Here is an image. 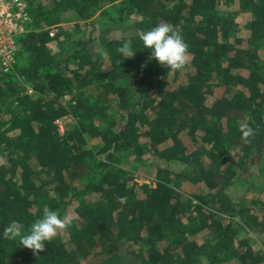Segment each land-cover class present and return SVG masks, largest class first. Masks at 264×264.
Masks as SVG:
<instances>
[{"label": "trees", "instance_id": "16d2710c", "mask_svg": "<svg viewBox=\"0 0 264 264\" xmlns=\"http://www.w3.org/2000/svg\"><path fill=\"white\" fill-rule=\"evenodd\" d=\"M27 3L14 70L0 72V232L49 210L68 226L35 253L0 236V264H89L94 249V264H123L121 250L135 264H262L264 240L256 254L247 235L264 234V201L234 194L253 167L264 175V0ZM97 13L108 26L83 36ZM164 22L188 46L184 76L139 40ZM185 137L189 151L178 146ZM131 171L153 172L154 186L129 184ZM181 182L204 191L182 196Z\"/></svg>", "mask_w": 264, "mask_h": 264}, {"label": "clouds", "instance_id": "9594fccd", "mask_svg": "<svg viewBox=\"0 0 264 264\" xmlns=\"http://www.w3.org/2000/svg\"><path fill=\"white\" fill-rule=\"evenodd\" d=\"M139 40L143 48L149 51L150 60L154 59L158 64L171 70H179L184 66L188 46L181 35L167 22L158 23L142 31ZM129 49L130 42L126 41L117 48V51L123 54ZM252 133V128L241 126L242 137H249ZM67 226L65 219L61 218L56 210H49L43 214L42 218L32 222L27 229L20 221H10L0 232V236L8 240H18L20 245L35 253L42 251L46 242L55 237L58 230Z\"/></svg>", "mask_w": 264, "mask_h": 264}, {"label": "rangeland", "instance_id": "374dc122", "mask_svg": "<svg viewBox=\"0 0 264 264\" xmlns=\"http://www.w3.org/2000/svg\"><path fill=\"white\" fill-rule=\"evenodd\" d=\"M125 21H128V20H125ZM93 23L92 25H88L87 23L85 24H81V26L85 29L84 32H82L81 34L83 36H88L90 34H92V36H96L100 30V28H106L108 26V20L101 14L97 13L94 17H93ZM119 24V22H117ZM122 23V22H121ZM124 23H128V22H123L122 24H120L119 26H121L120 28L122 29H125V27H123ZM71 23H67V24H60V26H63L64 28H66L67 26L71 25ZM26 26V29H28L27 25L25 24ZM57 26V25H56ZM58 29H59V25L57 26ZM242 34H246L245 31H242ZM14 39H16V37H14ZM183 71H181L180 69V73L183 74H186V69L182 68ZM177 81H181V75H179L176 79ZM29 94L31 93V91H27ZM64 97H67L68 100H65L64 98V101H69L71 99V97L69 95H65ZM58 126L61 128V131H63L65 128H68L71 126V120L69 118H64L62 121H60L58 123ZM182 143H179L178 146H182L184 145L186 147V149L189 151L191 150V146H188L189 142H188V139L185 137L183 139H181ZM90 144L91 145H96L97 142L94 141V140H91L90 141ZM173 146L172 144V141L168 140L166 141L165 143H163L161 146H159V148H168L170 146ZM190 147V148H189ZM97 150V149H96ZM145 158L149 159V160H154V156L151 155V157L149 155H146ZM178 166V165H177ZM175 163H171L169 165L170 169L172 170H176V168H178ZM153 172L151 173V175H148L146 172H135V171H131L129 172V178H130V181H129V184L132 183V184H137V185H141V184H149L150 186H154V179H153ZM15 179L16 180H20V176L19 175H16L15 176ZM24 180V179H23ZM30 183V188H33L34 187H39L38 186V182L36 180H32L30 181L29 179H27ZM180 193L182 196H185L183 195L184 192H187L188 190H190L191 192H194V193H200V192H203L202 190H192V185L186 183V182H181L180 185ZM243 190L241 193H236L234 194V197H235V200L238 201V202H243L246 200V202L250 201V200H257V199H260L261 201H264V175H261L259 174L258 172V169L257 167H253L252 168V177L248 180V182H246V184L242 187ZM236 192V190L234 191ZM30 193V191H29ZM28 193V194H29ZM202 194V193H201ZM47 197L44 196V194H42V192L40 191L39 194H38V199L36 201V204L39 205V204H45L47 199ZM195 202L192 200L191 201V206L189 207V210L192 211L193 209V206H194ZM246 206H249L247 203H245ZM209 208H211L212 210L216 211L215 209V205L210 202L209 205H208ZM250 207V206H249ZM247 212L245 213H242L239 220L243 223L247 222V220L250 219V216L252 215L251 211L249 210H246ZM221 216L224 217V214H220ZM232 220L234 222H237V217H233ZM252 234H248L247 237H248V240H249V248L252 252L258 254V252H260V250L262 249V245H263V240H264V234L260 235L257 239H255L253 236H250ZM246 237V235H245ZM96 250L94 249L93 252L89 253L84 260L86 263H89V264H94L97 260V257L94 259L92 258V254L95 252ZM120 258L121 259H124L123 260V264H135V261H131L129 259L126 258V253L124 250H121L120 253ZM262 264H264V261L262 262Z\"/></svg>", "mask_w": 264, "mask_h": 264}, {"label": "built area", "instance_id": "2783aa9c", "mask_svg": "<svg viewBox=\"0 0 264 264\" xmlns=\"http://www.w3.org/2000/svg\"><path fill=\"white\" fill-rule=\"evenodd\" d=\"M30 23L27 0H0V72L2 74L13 72L19 40L28 31L25 24L28 26ZM57 33L58 27L51 26L48 36L52 38ZM64 99L68 100L67 97ZM59 129L61 130L60 127Z\"/></svg>", "mask_w": 264, "mask_h": 264}]
</instances>
